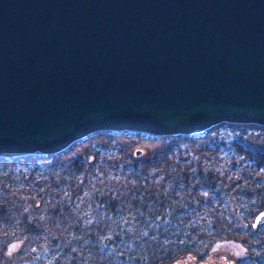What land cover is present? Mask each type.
<instances>
[{"label":"water","instance_id":"95a60500","mask_svg":"<svg viewBox=\"0 0 264 264\" xmlns=\"http://www.w3.org/2000/svg\"><path fill=\"white\" fill-rule=\"evenodd\" d=\"M226 123L264 127V0H0V158Z\"/></svg>","mask_w":264,"mask_h":264},{"label":"trees","instance_id":"16d2710c","mask_svg":"<svg viewBox=\"0 0 264 264\" xmlns=\"http://www.w3.org/2000/svg\"><path fill=\"white\" fill-rule=\"evenodd\" d=\"M96 134L54 156L0 158V264H221L210 255L231 240L246 250L235 264H264V224L253 226L264 127L220 124L142 149L132 136L159 138Z\"/></svg>","mask_w":264,"mask_h":264},{"label":"rangeland","instance_id":"374dc122","mask_svg":"<svg viewBox=\"0 0 264 264\" xmlns=\"http://www.w3.org/2000/svg\"><path fill=\"white\" fill-rule=\"evenodd\" d=\"M104 133L101 134H96L92 136L91 138L93 139H101L104 137ZM117 136H124V135H117ZM132 138H135L137 141L136 144V149H142V144H145L147 142H152V140H155V142H158V140H161L162 138L159 139H149L147 137H140V136H132ZM165 139V138H163ZM246 253L245 248L243 245L237 241H223L220 242L213 252L210 255V261L211 262H219L221 264H235L237 257H243ZM190 256H183L179 258V260L175 263L172 264H182L185 262H189L187 258ZM193 259V258H192ZM191 259V260H192Z\"/></svg>","mask_w":264,"mask_h":264}]
</instances>
